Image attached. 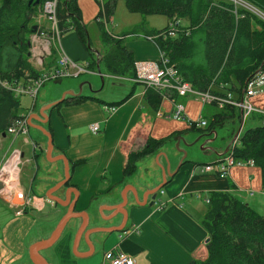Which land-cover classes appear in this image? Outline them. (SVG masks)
Listing matches in <instances>:
<instances>
[{
  "label": "crops",
  "instance_id": "obj_1",
  "mask_svg": "<svg viewBox=\"0 0 264 264\" xmlns=\"http://www.w3.org/2000/svg\"><path fill=\"white\" fill-rule=\"evenodd\" d=\"M95 1L75 0L85 28L102 21L101 3ZM96 42L90 47L102 55L105 46L101 38ZM46 43L47 39L31 37L28 61H33L38 77L58 65L60 50L90 73L44 83L29 110H18L28 133L0 135V168L12 156L19 158L18 164L17 157L10 162L16 163L15 172L8 171L9 164L2 173L5 179H0V264H38L29 248L49 240L65 217L71 219L59 236L37 249L47 264H109L103 258L109 251L129 255L134 264H190L207 255L208 233L201 220L211 194H230L264 214L258 167L233 166L225 178L215 172L238 130L239 140L248 128L261 124V114L252 113L248 120L237 108L233 118L213 124L212 117L219 112L216 106L202 105L192 96L178 97L170 90L159 91L162 100L154 110L144 99V84L110 74L100 57L97 69V56L92 51L90 56L76 31L51 42L49 53ZM123 46L134 64L159 57L158 47L148 40L125 36ZM105 81L121 83L122 92L107 94ZM228 93L237 101L244 97V91ZM63 96L89 99L46 109ZM247 100L264 111V85L255 86ZM111 106L114 111H108ZM177 106L186 119L175 118ZM198 118L207 126L191 128L189 122ZM93 124L98 125L97 133L90 130ZM149 140L164 143L139 158L134 172L125 176L128 152L140 151ZM205 165L214 170L203 171Z\"/></svg>",
  "mask_w": 264,
  "mask_h": 264
},
{
  "label": "trees",
  "instance_id": "obj_2",
  "mask_svg": "<svg viewBox=\"0 0 264 264\" xmlns=\"http://www.w3.org/2000/svg\"><path fill=\"white\" fill-rule=\"evenodd\" d=\"M35 0H0V135L17 120L19 100L3 84L27 83L38 77L28 61L29 40L18 39L25 31ZM48 0H39L41 5ZM117 0H105L98 14L106 24L111 21ZM131 13L163 15L179 26L174 37H169V25L143 34L157 36L155 43L182 79L198 91H210L220 96L228 92L242 93L247 81L257 72H264V20L229 0H123ZM264 15V0H241ZM38 3V5L40 4ZM37 5V6H38ZM34 6V7H33ZM23 18L21 22L19 19ZM56 19L63 35L76 31L84 45L87 32L81 25L75 0L57 3ZM101 21V22H102ZM30 26L29 32H33ZM37 26V25H36ZM100 38L106 48L113 47L110 55H100L106 70L112 75L124 76L131 70L135 78V64L131 53L123 46L126 35L114 38L103 30ZM36 29H39L38 26ZM45 29V28H44ZM90 56L93 55L88 50ZM91 66H95L94 59ZM147 88V87H146ZM160 90L147 88L144 99L154 110L160 105ZM89 98L79 96L65 99L56 107L79 103ZM215 106V104H213ZM212 117V122L233 118L236 107L225 105ZM262 120V116L260 115ZM198 129V128H195ZM164 141L149 140L138 152H128L124 175H131L135 162L154 153ZM237 161L252 160L261 171L264 188V126L248 128L232 149ZM208 210L201 220L209 242L205 260L190 264H264V214L254 211L227 193H213L208 199Z\"/></svg>",
  "mask_w": 264,
  "mask_h": 264
},
{
  "label": "built area",
  "instance_id": "obj_3",
  "mask_svg": "<svg viewBox=\"0 0 264 264\" xmlns=\"http://www.w3.org/2000/svg\"><path fill=\"white\" fill-rule=\"evenodd\" d=\"M102 3V0H97ZM232 1L235 5L239 0H229ZM241 1V0H240ZM58 0H48L43 3L42 6V17L43 20L49 22V27L46 30L45 27L38 26L39 29H36L34 33L35 38L39 39H47L46 53H49V47L52 43H58L61 37V32L58 28V23L56 19V9H57ZM254 9V8H253ZM257 11L256 9H254ZM258 12V11H257ZM263 17L264 15L260 12ZM264 20V19H263ZM178 22L172 21L169 24V30L167 31V35L169 37H174L176 34V29L179 28ZM45 28V29H44ZM157 36H147L146 40L154 42ZM52 42V43H51ZM156 44V43H155ZM157 46V45H156ZM158 47V46H157ZM60 56L58 60V65L52 69L51 71H44L38 78L28 80L27 83L19 82L18 84L9 85L4 83L3 85L11 90L14 94L19 95H29L33 99H35L37 92L44 85V83L48 81H55L62 78L67 77H78L81 73H89V71L85 68V66L78 65L76 62L71 60L66 53L60 50ZM159 57L155 61L149 62H137L135 63V78L134 82L142 83L145 87H149L157 90H170L176 94L178 97H187L192 96L201 102L202 105H213L217 107V109H223L225 105H231L236 108H239L244 117L250 116L252 113H259L263 117L261 120V125L264 126V111L255 109L248 102V97L253 95V90L255 86L264 85V72H257L252 78H250L245 86L243 98L240 101L234 100L230 93H227L225 96H220L210 91H198L194 89L191 84L185 82L181 75L179 74L175 65L171 64L166 55L158 48ZM108 111H114L115 107H107ZM186 114L183 111L181 106H177V110L175 112V118L177 119H186ZM191 128H204L207 126V122L198 118L194 121L189 122ZM90 130L93 133H97L99 131L98 125L93 124L90 126ZM6 133L16 137L20 134L28 133L27 121L23 117L15 121L7 130ZM234 147V146H233ZM233 149V148H232ZM232 149L222 155V160L216 164L215 172L219 177L225 178L229 174V170L233 166H253L254 163L252 160L248 161H237L234 159L232 155ZM17 156L14 155L9 160V162L15 159ZM17 164L19 162V158H16ZM8 161L0 168V179H4L2 175V171L6 168L9 163ZM203 171L210 172L214 170L213 165H205L202 167ZM209 200H206L208 203ZM104 261L109 264H134L133 259L121 252H106L103 256Z\"/></svg>",
  "mask_w": 264,
  "mask_h": 264
},
{
  "label": "rangeland",
  "instance_id": "obj_4",
  "mask_svg": "<svg viewBox=\"0 0 264 264\" xmlns=\"http://www.w3.org/2000/svg\"><path fill=\"white\" fill-rule=\"evenodd\" d=\"M38 3H40V2H38ZM96 3L99 6V2H96ZM237 4H238V7L248 9L249 11L258 15L260 18L264 19V17L261 14H259L257 11H255L251 6L243 3L240 0L237 1ZM37 5H35V7L33 6L34 8L31 10L32 13L29 14L28 22L26 23L25 31L20 34V37H18V39L23 38L24 41L29 40L31 42V37L34 36V33L33 34L30 33L29 29H30V26L32 24H36V25L38 24V26L45 27V28L49 27V22L46 20H43V17H42V6L43 5H41V3L38 6ZM19 20L21 22L24 21L23 18H20ZM91 21H92V19H91ZM43 22L46 24V26H45V24H43ZM167 23H168V19H167V17H165L163 15H143L140 13L129 12L126 9L125 2L123 0H117L116 1L111 21H109L106 24V26L104 25L103 21L101 22V24H103V26H102L103 30H105L107 32V34H109L113 37H116V36L120 37L122 35H126V37H130V39H133V40H142V39L146 40L143 33H149V32L154 31V30L163 29L164 27L167 26ZM183 24H184V22L180 20V23L178 26H180V25L183 26ZM86 32H87V36H88L87 41H89L90 45L94 48L97 44L96 40H98V38H100V33H101L100 24H96V23L92 22L91 24H89L86 27ZM92 47H91V50L93 49ZM112 48L113 47H110V48L105 47L104 51H101L102 56H104L106 54L107 55L114 54ZM30 50H31V44L29 46L28 53L31 52ZM95 50H97V49H95ZM94 57L96 59L95 54H94ZM29 58H31V56L28 57V59ZM29 63H31V62H29ZM32 63H33V61H32ZM34 64L36 65L37 63L34 62ZM89 73H85V72L81 73L80 78H84ZM130 75H132L131 70H127L124 76L130 77ZM67 78L72 79V80L76 79L73 77H67ZM62 79H66V78H62ZM119 84H121V83L115 82V81H105L106 93L107 94L110 93L112 95H114L115 93L120 94L122 91H121V87ZM125 91H127V89ZM15 97L19 100L20 108L23 112H27L29 110V108L35 102V100L29 95L15 94ZM245 118L249 120V117H245ZM225 124L229 125L227 123H225ZM246 125H248V123H246ZM246 125L244 127H246ZM21 138H22V136H19L18 140L16 141V145L18 144V142ZM238 141L239 140L237 139L235 144H237ZM232 148H233V146L230 147V150ZM206 257H207V255L205 257L199 258L198 260H201V261L205 260Z\"/></svg>",
  "mask_w": 264,
  "mask_h": 264
},
{
  "label": "water",
  "instance_id": "obj_5",
  "mask_svg": "<svg viewBox=\"0 0 264 264\" xmlns=\"http://www.w3.org/2000/svg\"><path fill=\"white\" fill-rule=\"evenodd\" d=\"M38 2H39V0H35L34 3H33V5H37ZM36 27H37L36 25L33 27V32L36 31ZM30 44H31V42L29 41V42L27 43V45L30 46ZM86 46H87V48H88L89 50H91V47H90V43H89V41H87ZM91 51H92V52L97 56V58H98L96 64H97V69L99 70V62H100V61H99V57H100V53H99L97 50H93V49H92ZM63 100H65V97H64V96H63L60 100H58L56 103L49 105L46 109L52 108L53 106H56V105L60 104ZM46 109H45V110H46ZM241 114H242V113H241ZM242 116H243V114H242ZM239 132H240V129H239L238 132L235 134L234 138H233L232 141L229 143V145L226 147L225 152H224L223 154H226V153L229 151L230 147H232V146L235 145L236 140L238 139ZM3 135H5V134H3ZM211 150H212L213 152H216L213 148H211ZM1 189H3V186H2V184L0 183V190H1ZM158 190H159V189H158ZM158 190H157V191H158ZM157 191H155V192L151 195L152 203H153V201L155 200V196H156ZM152 203H151V205H152ZM70 219H71V218H66V217H65V218L62 220V222L59 224V226H58L56 232L54 233V235H53L49 240L36 242L35 244H33V245L29 248V253H30V255L34 258V260H35L38 264H47V263L45 262V260H44L40 255L37 254V249L42 248V247H46V246H48L50 243H52V242H53V241L59 236L60 232L62 231V229L64 228V226L66 225V223H67ZM208 242H209V238L206 240V244H207Z\"/></svg>",
  "mask_w": 264,
  "mask_h": 264
},
{
  "label": "bare ground",
  "instance_id": "obj_6",
  "mask_svg": "<svg viewBox=\"0 0 264 264\" xmlns=\"http://www.w3.org/2000/svg\"><path fill=\"white\" fill-rule=\"evenodd\" d=\"M13 160H14V159H13ZM11 161H12V160H11ZM11 161H10V162H11ZM10 162L8 163V165L11 164V166L8 168V171H9V172H15V164H16V163H10ZM8 165H7V166H8ZM7 166H6V167H7ZM5 169H6V168H5ZM5 169H4V170H5ZM4 170H3V171H4ZM3 171H2V172H3ZM11 177H12V176H11ZM6 182H7V181H6ZM13 182H14V181H13ZM9 184H10V182H9Z\"/></svg>",
  "mask_w": 264,
  "mask_h": 264
}]
</instances>
